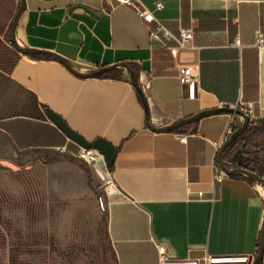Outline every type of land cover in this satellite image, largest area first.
<instances>
[{"label": "crops", "instance_id": "crops-1", "mask_svg": "<svg viewBox=\"0 0 264 264\" xmlns=\"http://www.w3.org/2000/svg\"><path fill=\"white\" fill-rule=\"evenodd\" d=\"M136 6L152 10L169 36L151 38L153 23L114 0H0V164L32 171L55 236L64 228L58 239L66 241L68 264H158L159 245L173 258L257 254L264 130L260 146L238 142L222 151L232 168L237 148L249 152V169L263 182L237 175L216 181V144L229 124L242 125L241 115L214 112L167 131L151 127L241 102H253L264 123V0ZM182 29L192 39L180 45ZM183 65L197 77L193 96L178 78ZM47 110L87 141L103 138L114 147L111 185L97 186ZM63 145L68 151L58 152Z\"/></svg>", "mask_w": 264, "mask_h": 264}, {"label": "rangeland", "instance_id": "rangeland-1", "mask_svg": "<svg viewBox=\"0 0 264 264\" xmlns=\"http://www.w3.org/2000/svg\"><path fill=\"white\" fill-rule=\"evenodd\" d=\"M54 222L46 196L33 184L32 171L0 164V264L70 263L66 241L58 239L64 228L55 236Z\"/></svg>", "mask_w": 264, "mask_h": 264}, {"label": "built area", "instance_id": "built-area-1", "mask_svg": "<svg viewBox=\"0 0 264 264\" xmlns=\"http://www.w3.org/2000/svg\"><path fill=\"white\" fill-rule=\"evenodd\" d=\"M118 4H123L127 6L134 7L138 12V15L146 22L153 23V27L150 29V37L157 39L162 36H169V32L164 27V25L158 21L154 15L153 11L146 8H138L136 6V0H114ZM162 3L160 1L155 2V9L159 10L162 8ZM192 39V31L190 29H182L179 32L176 40L180 45ZM238 43V40H236ZM255 43L258 48L263 47V39L260 35L256 37ZM179 81L186 85L190 90V96H193V88L197 82V77L191 70L186 66L179 67L178 74ZM227 106L225 103H220V107ZM239 110L242 115L247 116L252 124L257 120L256 106L253 102L249 103H239L233 107ZM235 127L229 124L226 128L223 136L216 144V156L218 159V154L223 147L226 140L233 134ZM76 150L73 152V156L77 160L85 164L91 171L92 175L97 179L102 187L112 184V172L106 164L103 153L96 148H86L76 144ZM56 150L60 153H66L68 151L66 145L56 147ZM222 156V153H221ZM222 168L218 162L215 163L214 179L216 181H221L225 177L231 176L227 170L232 169L231 165L226 162ZM256 253L250 255H213V254H203L201 257H183V258H173L168 255L166 249L159 245L158 246V264H253Z\"/></svg>", "mask_w": 264, "mask_h": 264}, {"label": "water", "instance_id": "water-1", "mask_svg": "<svg viewBox=\"0 0 264 264\" xmlns=\"http://www.w3.org/2000/svg\"><path fill=\"white\" fill-rule=\"evenodd\" d=\"M22 9V5L20 6L19 10L16 12L13 21H12V25H11V30H12V36H11V41L13 43L14 42V29H15V25H16V21L18 18V15L20 13ZM19 50L21 52L24 53H30V52H36L34 50H27V49H23L18 47ZM107 69H109V67L106 68H102L96 72L93 73H89V74H82L83 76H95V75H99L103 72H105ZM222 111H233L238 113L239 115H241L243 117V123L240 127H238V129L226 140V142L224 143L223 147L221 148V150L219 151L218 154V159L217 162L218 164L222 167H224V163L222 160V156L221 153L222 151L234 140L236 139L241 133L242 131L247 127L248 123H249V118L247 116L242 115V113L239 110L236 109H229L227 107H220V108H215V109H210V110H206V111H202L196 115H194L191 119L188 120H180L177 122H174L173 124H171L168 127H163V128H155V127H151L152 130L154 131H167L175 126H178L180 124L186 123L190 120L193 119H197L199 117H202L204 115L210 114V113H214V112H222ZM46 115L48 116V118L54 123V125L56 127H58L63 133L64 135L71 140L72 142L76 143L79 146L82 147H86V148H96L98 150H100L105 158L106 164L107 165H111L114 161V157H115V150L114 147L108 143L105 139L103 138H97L95 140L92 141H87L86 139H84V137H82L81 135H79L78 133H76L75 131H73L64 121L63 119L57 115L56 113H54L51 110H47L46 111ZM231 161L233 163H235L238 167L237 168H232L230 170H227V172L231 175V174H236V173H242L244 175H248L250 177H252L254 180L258 181V182H263L261 177H259L257 174L253 173L252 171L241 167L243 165V161H244V155L241 153V149L237 148L235 150V152L231 155L230 157ZM261 247L260 250L258 251L256 257H255V262L253 264H256L262 257V252H263V241H264V231L262 232L261 235Z\"/></svg>", "mask_w": 264, "mask_h": 264}, {"label": "trees", "instance_id": "trees-1", "mask_svg": "<svg viewBox=\"0 0 264 264\" xmlns=\"http://www.w3.org/2000/svg\"><path fill=\"white\" fill-rule=\"evenodd\" d=\"M173 128H171V129H173ZM171 129H169V130H171ZM236 130L237 129H235L234 132ZM263 130H264V123L262 121H259V120L255 121L254 124H252V122L249 121L247 127L242 131V133L236 139H234L227 147L230 148V149L236 148L238 142H242L243 148L254 147L255 146L254 144L257 141L258 136L261 134V132ZM248 153L246 152L247 155L244 157V161L243 162H245L246 168H248V170H250V171H252L254 173L253 169H249V164L251 162V159H250V155ZM108 168L110 170H112L113 164L108 165ZM231 175L244 176V177H246L249 180H254L252 177H250L248 175L241 174V173H236V174H231ZM257 175L259 177H261L259 174H257ZM254 262H255V260H254ZM260 262H261V259L256 264H260Z\"/></svg>", "mask_w": 264, "mask_h": 264}]
</instances>
